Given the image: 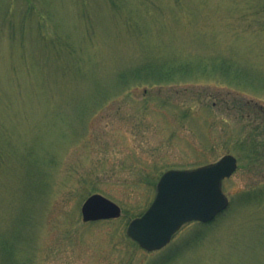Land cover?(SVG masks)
Segmentation results:
<instances>
[{"label": "rangeland", "instance_id": "obj_1", "mask_svg": "<svg viewBox=\"0 0 264 264\" xmlns=\"http://www.w3.org/2000/svg\"><path fill=\"white\" fill-rule=\"evenodd\" d=\"M23 1L0 0V264H264V0H117L118 11L31 0L40 22L28 18L25 46L2 26L23 17ZM39 31L87 45L104 89L44 94L23 60L39 56ZM152 56L186 75L121 91L117 71ZM225 154L237 167L211 222L184 223L159 250L127 236L163 171ZM95 192L120 206L117 218L82 220Z\"/></svg>", "mask_w": 264, "mask_h": 264}, {"label": "water", "instance_id": "obj_2", "mask_svg": "<svg viewBox=\"0 0 264 264\" xmlns=\"http://www.w3.org/2000/svg\"><path fill=\"white\" fill-rule=\"evenodd\" d=\"M236 167V158L225 154L206 165L164 171L155 184L152 202L142 215L128 222L126 234L144 249L155 250L163 247L184 222L212 219L228 204L221 180ZM80 211L83 221L120 215V207L100 193L89 195Z\"/></svg>", "mask_w": 264, "mask_h": 264}, {"label": "trees", "instance_id": "obj_3", "mask_svg": "<svg viewBox=\"0 0 264 264\" xmlns=\"http://www.w3.org/2000/svg\"><path fill=\"white\" fill-rule=\"evenodd\" d=\"M30 1L31 0H25V4L23 1V10L25 9L24 12H22L23 17L20 16L17 21L13 20L11 16L7 14V16L4 15L6 18L2 19V26H6L3 35L9 39L22 41V45H24L23 39H25V32H23L24 27L25 24L29 23L28 18L33 16L37 18V21L39 20V17H36L39 12L36 10V7L30 4ZM108 1L115 9L123 7L118 5L119 2H117V0ZM39 2L42 3L41 0H39ZM84 5L86 7V3H84ZM6 11L8 13V10ZM92 35L93 26L90 25L85 28L80 40H82V43L86 42ZM32 36L36 38L35 41L39 44L40 42L43 43L41 52L39 56L30 54L29 57L25 50H23V60L26 61L28 58L29 62L31 61V67H36L35 81L39 84V87L41 86L40 90L42 88L44 94L55 93L57 91L60 93L75 91V88L79 89L78 84H81L82 88L89 92H96L104 89V85H102L100 81L101 79L99 76L98 78L96 77L97 71L91 69L93 72L90 73L89 69H86L87 64L84 57L88 49L87 45H83L79 42L76 44V42L72 40L70 33L50 34L47 36L44 32L39 31L36 35L34 34ZM37 38L41 41L39 42ZM83 51L85 54H83ZM13 70L17 73L20 72L21 67L19 63L13 64ZM23 70H27L28 72V64L24 65ZM186 70H188L187 66L174 67L172 63L165 62V59L157 61L155 56H152L138 61L136 64L126 65V67L119 69L116 75L120 90L126 91L129 90L132 85L171 81L176 77L175 74L186 75ZM98 72L100 71L98 70ZM38 78L39 80H37ZM36 86L38 87V85ZM72 86H74L73 89L71 88ZM4 152L5 151L0 150V164L4 163L5 158L9 157L8 153ZM32 170L31 166L27 169V172L31 176Z\"/></svg>", "mask_w": 264, "mask_h": 264}, {"label": "bare ground", "instance_id": "obj_4", "mask_svg": "<svg viewBox=\"0 0 264 264\" xmlns=\"http://www.w3.org/2000/svg\"><path fill=\"white\" fill-rule=\"evenodd\" d=\"M192 191H191V195H192ZM186 196H188V195H186ZM176 232V231H175ZM175 232L171 235V237H170V239L169 240H171L172 239V237H173V235L175 234Z\"/></svg>", "mask_w": 264, "mask_h": 264}]
</instances>
